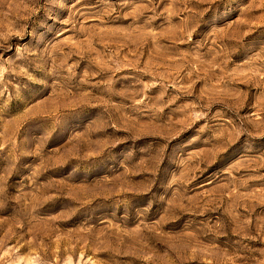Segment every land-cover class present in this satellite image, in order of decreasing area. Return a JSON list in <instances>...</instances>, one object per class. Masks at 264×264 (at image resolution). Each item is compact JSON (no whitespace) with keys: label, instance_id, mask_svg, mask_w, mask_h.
<instances>
[{"label":"rangeland","instance_id":"obj_1","mask_svg":"<svg viewBox=\"0 0 264 264\" xmlns=\"http://www.w3.org/2000/svg\"><path fill=\"white\" fill-rule=\"evenodd\" d=\"M0 264H264V0H0Z\"/></svg>","mask_w":264,"mask_h":264}]
</instances>
